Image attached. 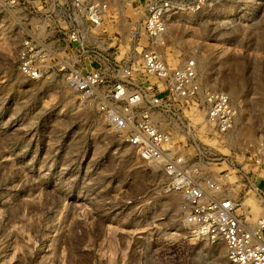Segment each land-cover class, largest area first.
<instances>
[{
    "label": "rangeland",
    "instance_id": "obj_1",
    "mask_svg": "<svg viewBox=\"0 0 264 264\" xmlns=\"http://www.w3.org/2000/svg\"><path fill=\"white\" fill-rule=\"evenodd\" d=\"M72 1L19 0L0 13V264H230L225 244L202 237L191 221L185 191L65 81L67 63L92 70L139 62L145 0H103L112 28L100 51L93 40L66 44L77 20ZM173 2L182 11L170 19L162 57L170 66L196 57L202 84L229 95L237 119L224 133L185 119L186 128L176 125L169 112L158 125L194 181L226 180L223 196L254 223L264 218V0ZM26 37L55 52L40 80L17 68Z\"/></svg>",
    "mask_w": 264,
    "mask_h": 264
},
{
    "label": "built area",
    "instance_id": "obj_2",
    "mask_svg": "<svg viewBox=\"0 0 264 264\" xmlns=\"http://www.w3.org/2000/svg\"><path fill=\"white\" fill-rule=\"evenodd\" d=\"M173 1L145 0L141 28L146 45L137 64H115L111 69L105 64L104 68L86 70L67 63L62 68L65 81L143 161L169 176L174 189L185 191L193 205L191 221L202 237L225 244L230 264H264V218L249 222L240 202L223 196L226 180L207 179L197 184L183 154L169 148L171 133L158 125L159 117L169 112L176 125L181 123L186 128L185 119L193 129L212 128L224 133L234 127L237 119V108L229 95L210 91L202 84L196 57L183 58L175 66L162 57L159 45L168 32L170 19L182 11ZM18 2L0 0V13L17 7ZM71 8L77 20L66 36V44L84 48L93 40L94 48L100 51V45L107 41L105 34L112 28L109 3L73 0ZM95 54L96 58L108 56ZM53 55L46 42L26 37L17 54L18 71L28 80H40L50 71L44 63ZM147 78L156 79V84L144 82Z\"/></svg>",
    "mask_w": 264,
    "mask_h": 264
},
{
    "label": "bare ground",
    "instance_id": "obj_3",
    "mask_svg": "<svg viewBox=\"0 0 264 264\" xmlns=\"http://www.w3.org/2000/svg\"><path fill=\"white\" fill-rule=\"evenodd\" d=\"M232 84V83H231Z\"/></svg>",
    "mask_w": 264,
    "mask_h": 264
}]
</instances>
